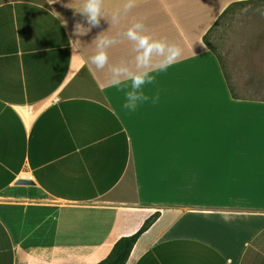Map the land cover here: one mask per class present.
Returning <instances> with one entry per match:
<instances>
[{
	"label": "crops",
	"instance_id": "1",
	"mask_svg": "<svg viewBox=\"0 0 264 264\" xmlns=\"http://www.w3.org/2000/svg\"><path fill=\"white\" fill-rule=\"evenodd\" d=\"M52 2L0 0V264H97L154 213L125 264H264V100L230 93L264 92V0H136L119 23L123 0H104L109 21L83 37V0ZM244 5L257 35L222 65L203 37ZM136 22L182 56L130 113V79L107 81L137 70ZM98 34L118 40L103 69Z\"/></svg>",
	"mask_w": 264,
	"mask_h": 264
},
{
	"label": "clouds",
	"instance_id": "2",
	"mask_svg": "<svg viewBox=\"0 0 264 264\" xmlns=\"http://www.w3.org/2000/svg\"><path fill=\"white\" fill-rule=\"evenodd\" d=\"M58 0H53L56 3ZM136 7V0H123L122 8L113 10L110 14L112 23H119L121 16L127 14ZM74 9V14H79L84 23L77 22L74 26V35L83 37L88 35L93 28L99 27L101 20H107L109 13L104 8V0H83L82 7ZM55 19L60 20V25L64 26V21L58 13L55 12ZM87 25V26H85ZM145 25L142 22L134 23L124 35L129 39L136 41V47L142 50L136 56V71H131L123 67H111L109 69L111 75L107 83L111 87H115L118 91H122L121 77L130 79L131 91L125 93V102L122 108L127 112H135L138 107L146 103L157 104L160 100L158 94L154 96L146 95L144 87L146 85H154L156 75L166 72L172 64L182 56V48L174 43L167 42L166 39H154L149 35H145ZM118 40L115 36L98 34L95 38L96 53L89 57L92 64L97 69H103L108 64L109 57L105 51L109 47L117 44ZM68 44L72 50V57L81 56L82 42L79 38L69 39ZM155 53V59H153Z\"/></svg>",
	"mask_w": 264,
	"mask_h": 264
},
{
	"label": "rangeland",
	"instance_id": "3",
	"mask_svg": "<svg viewBox=\"0 0 264 264\" xmlns=\"http://www.w3.org/2000/svg\"><path fill=\"white\" fill-rule=\"evenodd\" d=\"M255 5L250 6L252 8ZM248 6L231 7L212 28L206 37V41L218 56L220 63L226 64L224 50L231 47L238 48L240 38L246 40L248 37H256V26L254 25V13L248 12ZM247 37V38H246ZM252 43V42H251ZM251 46V44H250ZM245 47V45L243 46ZM236 98L241 99H263L264 92H232ZM219 192V193H218ZM218 193V194H217ZM223 189H216V202L222 203Z\"/></svg>",
	"mask_w": 264,
	"mask_h": 264
},
{
	"label": "trees",
	"instance_id": "4",
	"mask_svg": "<svg viewBox=\"0 0 264 264\" xmlns=\"http://www.w3.org/2000/svg\"><path fill=\"white\" fill-rule=\"evenodd\" d=\"M231 8V7H230ZM224 10L222 15L219 17V19L216 21V23L209 29V31L204 35L203 42L206 45V47L210 50L212 48L209 46V44L206 41V37L208 33L212 30V28L217 24V22L220 20V18L230 9ZM213 51V50H212ZM217 56V55H216ZM218 57V56H217ZM219 59V58H218ZM221 64V63H220ZM233 98H236L232 92H230ZM158 218V213H154L151 215L148 219L144 221L142 226L135 232L133 235L128 237H122L119 240L115 242L113 245V248L110 252V254L102 261H100L97 264H125L129 254L138 240V238L148 230V228L155 222V220Z\"/></svg>",
	"mask_w": 264,
	"mask_h": 264
},
{
	"label": "water",
	"instance_id": "5",
	"mask_svg": "<svg viewBox=\"0 0 264 264\" xmlns=\"http://www.w3.org/2000/svg\"><path fill=\"white\" fill-rule=\"evenodd\" d=\"M16 184H27V185H31L32 182L31 181H26V180H18L16 182Z\"/></svg>",
	"mask_w": 264,
	"mask_h": 264
}]
</instances>
